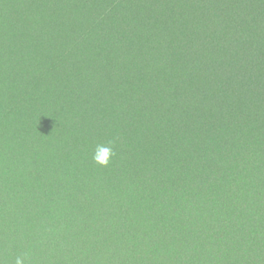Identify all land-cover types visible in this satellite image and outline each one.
<instances>
[{
    "label": "trees",
    "instance_id": "trees-1",
    "mask_svg": "<svg viewBox=\"0 0 264 264\" xmlns=\"http://www.w3.org/2000/svg\"><path fill=\"white\" fill-rule=\"evenodd\" d=\"M9 3L0 0L4 33L12 25L3 11ZM166 8L171 16L159 25L153 64L173 69L141 73V86L153 85L145 102L136 93L111 113L127 131L111 137L115 192L102 200L100 182L78 187L79 210L64 214L66 237L34 233L32 222L25 231L31 264H264V0H170ZM13 36L17 58L27 48L23 34ZM33 92L4 108L2 139L6 117ZM43 194L42 207L61 196ZM21 202L26 207L14 210L37 212L28 197ZM25 254L21 242L14 257Z\"/></svg>",
    "mask_w": 264,
    "mask_h": 264
},
{
    "label": "rangeland",
    "instance_id": "rangeland-1",
    "mask_svg": "<svg viewBox=\"0 0 264 264\" xmlns=\"http://www.w3.org/2000/svg\"><path fill=\"white\" fill-rule=\"evenodd\" d=\"M9 1L10 8L4 5L3 11L12 15L11 29L0 32V115L25 91L34 92L6 117L3 125H9L11 135L0 137V264L16 261L14 251L21 242L26 254L20 258L31 264L25 231L32 222L34 233L44 228L66 237L70 225L64 214L72 207L79 210L78 187L94 189L100 182L102 200L115 192L108 174L112 167L98 165L92 155L96 145L127 133L125 126L119 131L112 124L111 113L124 101H133L136 93L145 102L142 96L153 85L141 86V73L173 69L172 64H153L164 17L171 16L166 8L170 0ZM142 15L151 21L148 31L140 28L146 25ZM16 32L24 35L27 49L14 58L11 49L17 43L11 38ZM137 127L132 121L131 128ZM57 190L61 196L42 207L48 198L43 193ZM25 197L36 213L14 210L20 203L26 207L21 202ZM40 208L46 215L38 213Z\"/></svg>",
    "mask_w": 264,
    "mask_h": 264
},
{
    "label": "clouds",
    "instance_id": "clouds-1",
    "mask_svg": "<svg viewBox=\"0 0 264 264\" xmlns=\"http://www.w3.org/2000/svg\"><path fill=\"white\" fill-rule=\"evenodd\" d=\"M113 156H115L114 146L112 142L109 141L107 145H96L92 159L98 165L107 167L110 164ZM15 264H24V259L17 257Z\"/></svg>",
    "mask_w": 264,
    "mask_h": 264
}]
</instances>
